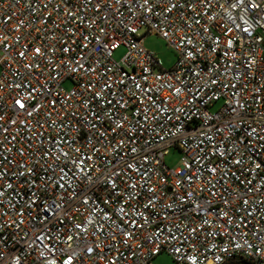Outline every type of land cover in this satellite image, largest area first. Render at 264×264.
Instances as JSON below:
<instances>
[{
	"label": "built area",
	"instance_id": "built-area-1",
	"mask_svg": "<svg viewBox=\"0 0 264 264\" xmlns=\"http://www.w3.org/2000/svg\"><path fill=\"white\" fill-rule=\"evenodd\" d=\"M164 251L264 264V0H0V264Z\"/></svg>",
	"mask_w": 264,
	"mask_h": 264
},
{
	"label": "rangeland",
	"instance_id": "rangeland-1",
	"mask_svg": "<svg viewBox=\"0 0 264 264\" xmlns=\"http://www.w3.org/2000/svg\"><path fill=\"white\" fill-rule=\"evenodd\" d=\"M143 45L147 50L152 52L155 57L161 60L162 65L165 69H171L175 65L178 59V54L175 50L170 48L167 42L158 34H146L143 38ZM125 53V48L121 47L114 53V58L120 60ZM63 86L66 89H69L71 88L72 83L71 81L67 80L63 83ZM221 104V102H217L211 109L216 110L221 106ZM181 158L182 153L179 150L171 149L170 153L165 157V163L170 168H177L181 165ZM152 263L175 264L173 257L166 251L161 252L159 255L154 257ZM229 264H236V261H233Z\"/></svg>",
	"mask_w": 264,
	"mask_h": 264
},
{
	"label": "trees",
	"instance_id": "trees-1",
	"mask_svg": "<svg viewBox=\"0 0 264 264\" xmlns=\"http://www.w3.org/2000/svg\"><path fill=\"white\" fill-rule=\"evenodd\" d=\"M236 264H249V262H247L246 260H239L236 261Z\"/></svg>",
	"mask_w": 264,
	"mask_h": 264
},
{
	"label": "snow or ice",
	"instance_id": "snow-or-ice-1",
	"mask_svg": "<svg viewBox=\"0 0 264 264\" xmlns=\"http://www.w3.org/2000/svg\"><path fill=\"white\" fill-rule=\"evenodd\" d=\"M17 103H19V101H17ZM21 106H23V105H21Z\"/></svg>",
	"mask_w": 264,
	"mask_h": 264
}]
</instances>
